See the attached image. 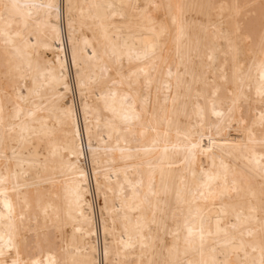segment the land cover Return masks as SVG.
<instances>
[{"label": "bare ground", "instance_id": "6f19581e", "mask_svg": "<svg viewBox=\"0 0 264 264\" xmlns=\"http://www.w3.org/2000/svg\"><path fill=\"white\" fill-rule=\"evenodd\" d=\"M0 264H264V0H0Z\"/></svg>", "mask_w": 264, "mask_h": 264}, {"label": "rangeland", "instance_id": "374dc122", "mask_svg": "<svg viewBox=\"0 0 264 264\" xmlns=\"http://www.w3.org/2000/svg\"><path fill=\"white\" fill-rule=\"evenodd\" d=\"M256 75H258L257 72H256ZM256 75L254 74V77H255Z\"/></svg>", "mask_w": 264, "mask_h": 264}]
</instances>
